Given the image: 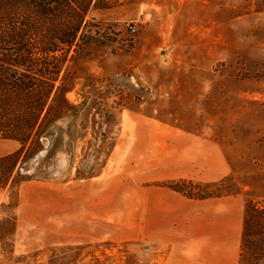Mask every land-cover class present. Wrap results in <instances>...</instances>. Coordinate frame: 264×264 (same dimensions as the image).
Wrapping results in <instances>:
<instances>
[{
	"label": "rangeland",
	"instance_id": "374dc122",
	"mask_svg": "<svg viewBox=\"0 0 264 264\" xmlns=\"http://www.w3.org/2000/svg\"><path fill=\"white\" fill-rule=\"evenodd\" d=\"M100 2L84 30L108 45L67 62L79 107L20 173L0 162V264H148L202 234L264 264V212L241 241L264 208V0Z\"/></svg>",
	"mask_w": 264,
	"mask_h": 264
},
{
	"label": "trees",
	"instance_id": "16d2710c",
	"mask_svg": "<svg viewBox=\"0 0 264 264\" xmlns=\"http://www.w3.org/2000/svg\"><path fill=\"white\" fill-rule=\"evenodd\" d=\"M100 3L0 0V137L19 143L15 151L0 157V162L12 160L9 174L20 173L40 148L43 133H50V125L79 107L65 96L77 77L67 62L84 44L108 45L107 37H88L84 30L89 10ZM263 212L253 200L245 202L242 244L250 221L260 220Z\"/></svg>",
	"mask_w": 264,
	"mask_h": 264
},
{
	"label": "crops",
	"instance_id": "0c3cea01",
	"mask_svg": "<svg viewBox=\"0 0 264 264\" xmlns=\"http://www.w3.org/2000/svg\"><path fill=\"white\" fill-rule=\"evenodd\" d=\"M19 146L17 140L0 137V157L15 151ZM15 170L10 173L11 179ZM228 240L223 234H202L197 236H182L178 241L165 239L164 242L172 243H197V249H187L180 245H173L169 250L155 252L157 255L152 263L148 264H238L240 237L237 240L238 251H229L224 248ZM155 242H162L157 240Z\"/></svg>",
	"mask_w": 264,
	"mask_h": 264
},
{
	"label": "built area",
	"instance_id": "2783aa9c",
	"mask_svg": "<svg viewBox=\"0 0 264 264\" xmlns=\"http://www.w3.org/2000/svg\"><path fill=\"white\" fill-rule=\"evenodd\" d=\"M134 29V27H132V30Z\"/></svg>",
	"mask_w": 264,
	"mask_h": 264
}]
</instances>
